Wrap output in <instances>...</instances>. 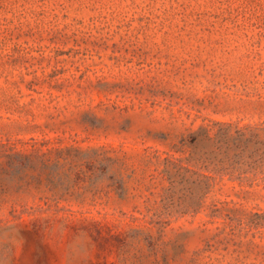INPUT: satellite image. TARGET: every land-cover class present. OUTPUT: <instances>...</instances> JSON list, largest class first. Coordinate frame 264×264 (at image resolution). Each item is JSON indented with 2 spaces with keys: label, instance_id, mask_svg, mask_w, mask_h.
I'll use <instances>...</instances> for the list:
<instances>
[{
  "label": "rangeland",
  "instance_id": "1",
  "mask_svg": "<svg viewBox=\"0 0 264 264\" xmlns=\"http://www.w3.org/2000/svg\"><path fill=\"white\" fill-rule=\"evenodd\" d=\"M0 264H264V0H0Z\"/></svg>",
  "mask_w": 264,
  "mask_h": 264
}]
</instances>
